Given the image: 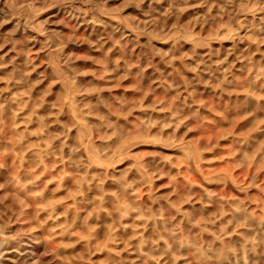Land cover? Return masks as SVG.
Instances as JSON below:
<instances>
[{"label": "rangeland", "instance_id": "374dc122", "mask_svg": "<svg viewBox=\"0 0 264 264\" xmlns=\"http://www.w3.org/2000/svg\"><path fill=\"white\" fill-rule=\"evenodd\" d=\"M0 264H264V0H0Z\"/></svg>", "mask_w": 264, "mask_h": 264}]
</instances>
